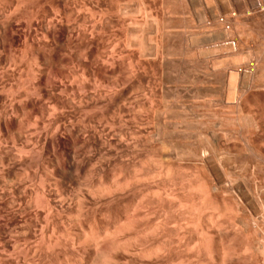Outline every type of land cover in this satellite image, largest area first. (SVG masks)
<instances>
[{
	"label": "rangeland",
	"instance_id": "374dc122",
	"mask_svg": "<svg viewBox=\"0 0 264 264\" xmlns=\"http://www.w3.org/2000/svg\"><path fill=\"white\" fill-rule=\"evenodd\" d=\"M97 1L101 3L98 2V4H96ZM141 1L142 0L140 1L139 0L138 1L137 0H123V2L121 1L122 4L119 3L118 5L119 7L117 6L118 8L117 7L113 8L112 5L115 4L114 6H116V3L113 4L111 0H110V3L112 4L109 3V0H92V1L91 0H25V1L19 0L18 2H14V0L12 1V3H15L14 7L12 6V9L13 8L15 9V6L18 4L17 5L18 7H16V10H14L15 12L17 11V15L15 12L13 13V15H16V18L15 16L12 15V17L15 18V19L12 18L14 19V23L17 24L18 22L22 20L20 22L21 24L20 26L27 27V24H28V27L31 28V33H27L26 29L23 28L22 30V28H20V30L14 31L16 35L14 33H9L6 35L8 36L7 38H9L10 35H12V37L14 36L15 42H14V38L10 36L12 41L10 40V38L8 39L9 42L5 43L7 46L6 45L4 46L6 48L1 46L2 49L4 48V51H1L2 49L0 47V97L4 98L6 96L30 95V96L38 98L39 103H40V108L44 110H52V109L58 108L56 100L60 99L65 102L66 108L62 110V113L60 111L57 114V116L52 117V119H49L51 121L48 122V120H45L48 123H46V125H44L43 127L42 122L44 121H41L40 118H36L37 116L36 114L31 112L30 110H26L24 111V113H21L19 111L20 107L21 108L24 107L23 104H21L20 107L17 104H14L13 106H10V107L8 106L9 110L13 109L11 111H13L14 116L16 117L17 121L21 122V128L13 129V131H11V134H9L8 136L9 143L10 145H13L19 149L22 145L32 146L36 144L35 140L37 138L38 130H41V128L43 129L47 128L46 132L52 133L55 130L57 123H59L61 126L64 123L63 125H65V127L75 126L77 128H80L82 131L84 130L87 132L86 134L87 140L85 142L86 144H80L79 146L77 145L78 147H76V151H75V154L77 155L76 163H78L79 168L74 167L73 169L67 170L66 172L68 176H70V178H72L73 180V183L69 185L67 189L68 193L66 192L69 195L65 202L68 206L70 205L69 209L67 208L66 212H63V214L61 213L62 215L59 216L61 217V219L59 218L60 220L58 221L56 220L58 223L57 225L58 227L57 226L56 227L58 228V231L60 229L59 232L62 231L61 236L65 240L69 241V240H72V238L76 239V235L81 234V230L84 229L85 234L88 237L95 236L97 238V236L99 235H101L102 237L105 236V238H102L101 236H99L97 239L102 238L101 241L104 240L103 242L109 243L113 240V238H117L118 235L121 237L122 234H124V232L128 230L126 228H122V230L124 229V231L120 230L122 233H120V231L118 230L119 233H117V236L115 235V237H114L113 232L111 234L110 233L111 231H109V230L114 231L115 227L116 226L119 227L120 223L121 225L125 223L124 222L125 219H123L124 218L123 216H126V215L124 213H126L127 210H128L127 212H129V210L131 212L132 209H130V206L132 207V205L134 206L135 204L134 199L131 201V198L133 197L131 196V194L134 192V195H135V193L139 191L130 190V192L132 191V193L131 194L130 192L126 193L128 194L126 195V198H123L125 196H122L118 199H114V200H111L105 203H102V201H104V199H102L101 201H98L96 204L94 203V205H89L90 207L88 206L87 209L84 208L86 210L83 209V212L81 213L82 216L81 214H76L75 212V209L77 208V202H78L77 198L75 197L79 196L78 198L79 199L81 198V201H83L85 198L84 201H86L88 197L87 195L89 194V192L87 191H90L88 190L90 189V186L91 185L93 186L95 184L93 186L95 188L96 184L100 185L98 184V182L101 180L99 179V177L102 178L101 182L103 184L106 183L105 187L108 185L111 187L112 185L117 184V181L119 179L122 181L123 178L125 180V179L131 178V176L134 177L135 175L139 174L140 173L139 170L140 171L143 170V165L147 161V160H143V159L148 158L147 156L149 153L147 151L149 149L150 150L154 149V148H149V147L155 144V146L153 147H155V153H157L156 162H157V193L159 194L158 196L164 195L163 193L166 192L167 189H170L169 187H171V189L173 188V185L171 186L169 185L170 184L168 183L169 180L167 179L166 181V178L162 177V176H166V172H170L169 169H171L170 174L172 175L174 174L176 176L177 181L183 178L181 180L183 183L182 186H184L185 184L183 181L187 182L186 184L188 183L193 184V182L194 183L198 182V184L200 183L199 185L204 184L203 189L204 187H205V190L207 188L210 200L213 204L209 206L210 208L208 211L206 210L207 211L206 215L208 216L209 219H210L209 216L211 215L213 216V217L211 216L213 220L211 221L210 219V223L212 222L213 224L211 223V225L212 226L214 225L213 228H211V230L209 231V234L206 238L207 242L205 241L206 246H207V250H206L207 252L187 254V256L191 257L190 259L191 264L193 263L198 264V261L199 260L201 261L202 258L204 259V263H200V264H221V262L222 264L223 262L224 264L225 263L228 264V257L229 259H232L233 256H235V253L237 254L235 257L237 258L241 257V259L239 258L238 262H235L237 260L233 261V259H236V258H233L231 261L234 263L229 261V264H235V263L237 264L239 262L244 264L243 261L245 262V264L246 263L248 264L249 258H250V262L252 260L254 261L255 259L254 262L256 264L257 263L264 264V260L262 261L263 263H261L262 258H260L262 253L260 254L258 251V249L261 246L262 247L260 249L263 250L264 244L262 243H264V234H263L264 233V221H262V219L261 220L255 219L256 222L254 221L253 218L255 217L251 215L249 208L243 203L241 196L238 194L236 190V187L240 184L245 186L249 190V192L252 193V195H254L256 199H259V198L261 199L259 200H260V203L262 201L261 205H263L262 207L264 209V201H263L264 197L262 194H260L259 189L256 190L254 186L255 183H253V179H254V182H256L255 178L257 176L253 178L251 177L250 174L246 173L245 168L243 169V167L246 164V161L247 162L248 161H255V162L258 161V163L263 164L262 166L264 167V159H260L261 154L255 155L256 152H253L249 144V143H251V145L259 144V143L264 144V133H263L264 132V126H263L264 125V116H263L264 115V111H263L264 109V87L261 86L262 89L260 87V85L262 84L264 85V77L262 79L263 81L260 78V81H262V83L259 82L258 80H256V82L258 81L259 83L252 81V83L253 82L256 83L257 86L258 84L261 83L258 86L260 88L257 87L258 90L256 86H254L255 89L252 88V86L256 84L254 83L252 84L250 82L251 84L249 83L250 85L248 84L247 88L243 90L245 95H243V92H239L238 95L242 93V102H240L241 106L239 105L241 108L239 106L236 107L237 100L235 101L234 105L227 104L226 100L229 97L228 95H230L231 93L230 90L232 89L231 88L229 90V87L231 86L229 82L230 80L229 78L226 77V75H224V73L220 75V72H221L220 70L223 71V67L221 69V65H218L220 67L218 66L215 67L218 63L221 64L222 62V60H218V57L221 59L220 54L212 53V52L209 53L211 51L209 49L213 50L214 46L212 45L211 47V45L209 46V44L205 43L204 34L206 33L204 32H207L205 29L206 27L203 26L202 23L201 24L199 23L197 19V14L190 9L189 11L191 13H187L188 10H184L183 7H180V5L182 4L180 3L181 2L180 0H153L154 2L152 0H145L146 2L143 0L142 2H144L146 6L143 5L144 3H142ZM150 3L152 6L151 5L149 6ZM4 4L6 5V3ZM131 4L132 5L134 4L135 6L134 5L132 6ZM138 4H140L141 6ZM5 5H4L5 7L4 8L1 4L0 8L7 9L8 6H11L12 4L11 5L8 4L6 6ZM123 5L127 9L130 8L127 11L129 10L131 11H129L128 12L129 14H128L127 11L125 12L123 10L124 12V14L122 13L123 16L127 13L128 17L120 16V18H118V16L121 15V13L119 14L115 12H117V10L118 12H122V9L120 11V6L122 8ZM147 5L149 7H147ZM106 8H109L110 10L113 9L114 10L113 15H112V12H109L110 10ZM146 8L148 9L151 8L150 9L151 11L152 10L154 11L155 9L156 10L152 13L150 12V10L148 9L146 10ZM180 8H182L183 10L182 9L179 10ZM2 9L0 10V14L1 13L3 14V11L5 12L7 11V10H2ZM9 9L11 10L10 7ZM9 9H8L9 12L7 11L8 13L4 12L5 15L10 14V12L13 11V10L10 11ZM181 11H184V12H181ZM145 13H146V16H144ZM114 14L115 15L119 14V15L114 17L115 16ZM147 14H150V15H147ZM151 14L152 16L153 15L155 16L153 17L154 19L156 18L154 20L156 22L148 19V17L152 18ZM188 14H190V16L193 14V17L191 16L192 17L191 18ZM181 16H183L185 20ZM188 16L190 18H188ZM144 17H146L148 21ZM123 18L125 19L123 20ZM119 19H121L120 20L121 23H119L120 22ZM133 21H136L138 22V24H140L137 26L139 30H136V27H134L136 25H134L135 22L133 23ZM189 21L192 23H190ZM193 21H195V23ZM55 22L59 23V25L64 27V29L70 32H73V33L83 34L88 31L86 34H89L90 32L91 34H93L91 38L94 39L92 40V43L95 46H92L90 49H86V48H83L82 46L81 48L78 45L76 47V44H74L71 41L67 43L68 40H65V42L67 43L66 45L64 44L65 43L64 41L57 39V38L55 39V42L57 43L58 41V45L52 42L50 39H48V37L46 39L50 41L44 40L45 37L47 36V34L44 32L46 31L48 27L52 26L53 23ZM101 22H103V24ZM123 22H125L126 26L124 25ZM150 22L155 23V26L159 25L157 26V32H158L157 33V46L159 47H157V52L153 51L154 49L152 50L154 54L153 52L151 53L150 48H153L152 46L153 44L150 42V40L156 39V35L154 36L152 33L154 30L150 29V28H153L151 26L153 24H151ZM122 23L124 26L123 25L121 26ZM188 23L189 25H187ZM93 25L95 26V28L97 27L96 28L97 30L94 28ZM109 25H113V28H111L112 26H109ZM193 25L194 27H192ZM200 25H202L203 28ZM99 26H102L103 28ZM187 26H189L188 28L190 29L187 30L186 29ZM92 28L100 32L98 33L94 31ZM100 28L103 31H101ZM91 29L95 32V34L94 32H91ZM149 29L151 31H149ZM202 29H204L205 31ZM196 30L197 32H195ZM186 31H187V34H186ZM242 31H243V34L246 35L245 37H248V38L251 37L250 39H252V41L255 44V45L251 44L253 46V47L251 46L252 47L251 58L253 61L254 60L257 61V62L255 61L256 63H258L257 71H259L260 74H262V72L264 73V53H263L264 52V19L259 20V22H256L253 25H249V27H242ZM181 32L183 34L185 33L186 35L184 34L185 35L184 36ZM43 34L44 35L46 34V35L43 37ZM134 34L136 36L140 35L137 38L141 39L142 37H145L147 39L146 40L147 44H146V47H143L142 49L143 51H141V47L139 46H134V47L132 46L133 47L132 48L131 45H129V42L131 39L132 41L130 42V44L134 42L133 39L134 37H136V36L133 37ZM147 34L148 35L150 34L149 37ZM181 35L184 36L183 39ZM190 35L192 36V38H195L197 40L195 43H193L195 45H191V43L189 42L191 39ZM16 38H17V41H16ZM145 38H142V39L144 40ZM162 38H163V41L164 40L166 41V42L164 41L165 44H163L164 42L161 41ZM6 40L7 39H5V41ZM202 40L204 41L202 42ZM44 41L45 42L47 41L46 43L49 44V46ZM159 41H161V43H159ZM123 42H125V44L128 42L127 43L128 45L126 44L125 48L122 46L125 44H121L120 46V43H123ZM187 42H189L190 45ZM50 45H53V46L50 47ZM187 46L189 47L190 50L187 49L188 48ZM193 47L194 48L197 47V50L195 49L196 52L193 50L194 49ZM143 52L145 53V55ZM150 55H152L151 58H149ZM154 55L156 56L157 59L154 58ZM252 55H254L255 57L254 56L252 57ZM195 56L198 58V61H196L197 59H195ZM216 56H217V61L215 60ZM211 57H214L213 59L214 61H216V63L212 61ZM204 60H207V61H204ZM135 61H137L136 63L140 61V69L136 72L137 75L135 73L132 74L133 68L135 66ZM210 61H212L214 64L213 63L210 64ZM161 62H162V65H161ZM203 62H206V63L203 64ZM92 70H94L93 72H95V74H92L93 73ZM210 70H213V71L211 72ZM215 70L220 71V72L217 73ZM130 71L131 73H129ZM214 74H217V75H214ZM97 75L99 76L96 77ZM105 75H106V78H109V80L105 78ZM226 81L228 82L226 83ZM241 83L242 82H240V84ZM108 91H110L109 92L110 94L109 93L108 95L106 94V97H105L104 96L105 94L103 93L105 92L107 93ZM247 91H251V93ZM99 96L102 98V101L97 106H94L92 104L86 105L85 103L81 102L82 99L85 97H99ZM200 100H202L201 103H200ZM167 102L168 104H166ZM3 107H4V104L0 102V109H3ZM257 109L259 111L261 110V113L257 114L258 113ZM178 111H181V113ZM234 114L237 117L233 116ZM133 115L141 119H144V121L138 120L139 123H136V121L134 122ZM256 115L257 116L262 115L261 117L258 116L259 121L260 122L263 121L262 123L258 124L259 121ZM181 120L183 121L181 122ZM198 121L199 123L197 124ZM227 122L229 124H227ZM235 122L236 123L238 122V123L236 124ZM255 122H256V125L254 124ZM140 123H142L141 126H140ZM219 124H221V126ZM136 125L140 126L141 129L138 130ZM258 125H260L261 127L263 126L262 127L263 130ZM231 127L236 128V129H232ZM257 127H259L261 130L260 129L257 130ZM219 128L220 130L218 131L217 129ZM101 129L112 130L111 132L115 133V135H117L119 139L122 140L123 144L126 145L127 147H132L135 140H138L141 138L140 140H142L143 143L145 144L144 147L148 146L147 147L148 150L147 148L145 149L144 147L142 148L144 149V153L147 152L146 153L147 156L143 154L142 149L141 150L138 149L140 153H138L137 155L135 154L136 156L132 154L127 155L128 153H126L125 155V151H124L125 148H123V150L119 149L120 147L118 148L117 145L113 141L110 142L111 140L109 138H108L109 141H106L105 146H103L105 149L103 147L101 148L100 146H97L96 144H93L90 141V139L88 140L89 135H91L93 131L97 132V131H100ZM169 130L170 132H168ZM185 130L186 132H183ZM201 130L202 132L198 133ZM19 131L22 134L21 137L19 135ZM225 134H226V138H225ZM152 136L153 138H151ZM229 136H232V137L229 138ZM135 137H137L138 139ZM132 138L133 139L135 138V139L133 140ZM189 139L192 141V143L191 141H189ZM160 141H163V142L160 143ZM183 141H186V142H183ZM163 143L167 146H165ZM242 143H244V146ZM247 143H248V146H246ZM168 145L170 146V151H169ZM194 145L196 148H194ZM39 146H37V148L35 147L36 150L28 158L30 160L29 162L30 168L29 169L25 168V169L31 174V176H33V178L31 179L34 180L35 178L34 182H32L34 186H37L38 184L37 181H40L41 177L48 176L49 180H51L49 181V183L52 186V188L58 192H62L61 185L58 182H55L53 178L55 176L52 173L51 166L52 164H55V163L52 159L50 160L42 150L39 149ZM248 147L250 148V151L248 150ZM200 148L203 150H206V152L211 151L213 153L219 154V156L218 155L217 156L220 157L221 159L222 157L223 159L225 158L224 160H226L228 163L226 161L221 160L223 161L222 164L225 165V167L222 165V170H224L227 167V165L230 163V166L228 165L229 167H227L229 168L227 169L229 170L227 171L228 173L226 172V169L224 170V172L225 174L229 175L228 178L232 177L229 179L230 182L232 181L231 183L229 181H228V185L217 183L218 174L216 172L214 173V170L212 169V167H210L209 164L207 165L206 163L202 164V158L200 155L201 153L199 154L198 151L195 152L196 151L195 149H200ZM106 150L107 151L109 150L110 153L109 151L107 152ZM179 150L181 152H179ZM214 150H216V152ZM219 151L221 154L218 153ZM114 152H117V153L115 154ZM176 152L177 153L179 152V153L176 154ZM180 153L182 155L184 153V156H180L181 155ZM110 154H112L113 157H111ZM114 155L116 158L114 157ZM116 155L117 156L120 155L119 158ZM143 155H145L147 158L143 157ZM198 155H200L199 158H198ZM184 157L186 160H184ZM180 159L183 161H181ZM228 160L231 162H229ZM140 165H142V167ZM233 165H235L234 166L235 170L233 169L234 167H232L233 170L230 169L231 166ZM166 167H168L169 169H167ZM162 168H165V170H167L165 174H164L165 170L164 169L162 170ZM137 169H139L138 173L137 172L134 173L135 170L137 171ZM23 170H24V166H21V167L17 166L16 168H13L11 172L16 173V174L18 173L21 175L24 172ZM232 171H235V172H232ZM130 173L132 174L129 176ZM175 176H174V179H175ZM243 177L246 179H244ZM116 178L117 180L115 181ZM233 179L234 180L236 179L239 182L233 181ZM35 181L37 183H35ZM181 181H179V183L175 181L174 183L175 184L178 183V184H177V187L174 186V189L172 190H175V188L179 189V187H181L180 184H182ZM119 182L120 181H118V183ZM234 182L238 184L236 185ZM102 183H101L102 186H100L102 187L101 189L105 190V189L110 188V187L105 188ZM232 183L235 184L234 185L235 187L233 186V188L235 189L232 188V185H233ZM167 184L169 186H166ZM229 184H231V186ZM251 184L253 185L254 189L252 188ZM100 187L98 186V188ZM142 189L144 190L145 188L142 187L140 190ZM137 194L138 193H136L135 198ZM234 194H237V195H234ZM257 196H259V198H257ZM237 197L238 198L240 197V198L238 199ZM237 206L239 207L237 208ZM126 214H130V213H126ZM40 219H39L40 224H42L41 223L43 222L42 218ZM216 219H217V222L215 223ZM86 220H88L89 222H86ZM214 223L216 224V226ZM220 225H223V226H221L220 228ZM90 227H92V229ZM124 227L128 228L127 225H125ZM217 228L219 229V231L220 230L221 231L219 232ZM212 229H215V230H212ZM58 231H57V236H59ZM103 231L107 235H104ZM219 239H222V241L224 242L223 244H225L231 239L230 243L228 242L226 244L230 246L231 243H234L235 245L234 244L233 245L237 246L236 248L233 247L234 248L233 250L231 246L229 247L227 245L228 248L227 250L225 249L226 250L225 256L227 255L226 256L227 259L222 254L225 252H222V253L220 252L222 255V256L220 255L221 258L224 257V259L223 258L221 259L220 256H218L220 253L216 252L217 250L216 244L217 242H219ZM249 240L252 241L250 244H249L250 242ZM186 241L187 240H184L183 244H185ZM232 241H235V242L237 241L238 243L239 242L240 243L237 244V242L235 243ZM103 242L101 243L103 244ZM175 242H177V240ZM253 242H254L253 246L255 244L258 246L260 245L258 249H256L258 247L256 245H255L256 248L254 247L252 248ZM256 242H259L261 244H258ZM67 243L64 241L63 244L67 246L66 245ZM242 243L244 245H249V248H248L249 250L246 249L245 248L246 246H244ZM250 245H251V248H250ZM225 246H223L222 249H224ZM240 247L242 248V250ZM243 247L246 249V252L244 249V254L246 255L244 257H243V252H242ZM229 248L230 249L232 248L231 250H233L232 252L233 255L229 253L231 254V256L230 255L228 256L227 254ZM238 249L240 252L238 251ZM254 249H256V251ZM251 250H252V255L256 252V254H254L253 257L250 256ZM249 251L250 253L248 255L247 252ZM163 253L160 252L157 254L158 255L161 254L162 256ZM240 253L242 256L240 255ZM164 254H163L164 257L162 256L163 258H160L159 256H157L158 258H155L157 259L156 261L154 258L151 259V261L150 260L143 261V259H141L143 261V262L141 261V263L150 264V262H153V263L155 262L157 264H176V263L181 264V262L178 261L177 257H175L176 254H173V255H166L167 253H164ZM182 254L183 256L186 255V253L185 254L182 253ZM42 255L43 254H41L40 256ZM257 255H259V257H256ZM173 256L176 259H172ZM247 256L248 257L250 256V257L246 258ZM48 257H50L49 259L52 262H57L60 256L53 254V255H49ZM261 257H264L263 254ZM0 258L3 260L1 264H10V263L14 264L13 261L12 263L10 260H8L9 258H8L7 253H1ZM242 258H244V260ZM251 258H254V259H251ZM136 259L140 261L139 258H136ZM225 259L227 260L226 262H225ZM62 260H63L62 262H64V259ZM69 260H70V263L71 261H73V263H76V264L77 263L81 264V262L83 264H86V263L89 264L87 262L88 261L87 256H85L82 251L79 252V255L75 254L72 260L71 259ZM128 260H131V258L127 259L126 261L125 260L119 261L117 264H132L131 261H128ZM29 261L25 263L21 261L19 262V264H28L32 262L34 264H40L41 262H46L47 260H43L41 258L39 259V256H38V258L37 257L34 258V261H31V262ZM139 261L137 262L135 261V264L136 263L141 264ZM253 261L251 262V264L254 263ZM182 264H184L183 261H182Z\"/></svg>",
	"mask_w": 264,
	"mask_h": 264
},
{
	"label": "bare ground",
	"instance_id": "6f19581e",
	"mask_svg": "<svg viewBox=\"0 0 264 264\" xmlns=\"http://www.w3.org/2000/svg\"><path fill=\"white\" fill-rule=\"evenodd\" d=\"M13 0H0V5L2 4V6L4 7V3H6V5H11V6H8L7 9H2L0 8V10H7L9 9V7L11 8V11L10 9V14H4L5 11H3V14L1 13L0 14V47H4L6 44L5 43H8L9 42V38L10 36L12 37V35L9 36V38H7L8 36H6L7 34L9 33H14V31H18L20 30V28H23L26 29L27 33H31V28L28 27V24H27V27H21L20 25V22H18L17 24L14 23V19L16 18V15H17V11L15 12L14 10H16V7H18L17 5L15 6V9L13 8L12 9V6L14 7V4L15 3H12ZM19 0H14V2H18ZM22 1H25V0H22ZM92 1V0H91ZM121 1L123 2V0H111V2L116 3V6L112 5L113 8L117 7L119 5V3H121ZM138 1V0H137ZM140 1V0H139ZM143 1V0H142ZM141 1V2H142ZM145 1V0H144ZM153 1V0H152ZM182 3L180 5V7H183L184 10H188L187 13H191L189 11L192 10L194 11L196 14H197V19L199 21V23L203 26H205L204 28L206 29L207 32H204L206 34L205 35V43L206 44H209V46L212 45L214 46L213 50L212 49H209L211 50L209 53H219L220 54V57L221 59L218 57V60H222L221 64H218L215 66L217 67L218 65H221V69L223 67V71L220 70V71H216L217 73L220 72V75L224 73V75H226L227 78H229V82H230V87H229V90H230V95H228L227 97V104H233L235 103V101L237 100L236 102V107L237 106H241L240 102H242V93L240 95L239 92H243V90L245 88H247V85L252 81L256 82V80H258L259 82L262 83V79L264 77V73L262 72V74H260L259 71H257L258 69V63H256L257 61L256 60H252L251 58V53H252V45L251 44H254V42L252 41V39L248 38V37H245L246 35L243 34V31H242V27H249V25H253L255 24L256 22H259V20L261 19H264V0H180ZM96 2V1H95ZM99 1H97L96 4H98ZM106 2V1H105ZM108 2V1H107ZM146 2V1H145ZM154 2V1H153ZM21 3V2H19ZM101 3V2H99ZM104 3V2H103ZM109 3H110V0H109ZM144 3V2H142ZM141 3V4H142ZM112 4V3H110ZM109 4V5H110ZM122 4V3H121ZM120 4V5H121ZM148 4V2H147ZM153 4V3H152ZM170 4V2H169ZM168 4V5H169ZM5 5V6H6ZM103 5V4H102ZM101 5V6H102ZM107 5V4H106ZM132 5V4H131ZM134 5V4H133ZM132 5V6H133ZM140 5V4H138ZM145 5V3L143 4ZM151 5V3L149 4V6ZM1 6V7H2ZM127 6V4H126ZM135 6V5H134ZM141 6V5H140ZM146 6V5H145ZM147 5V7H149ZM152 6V5H151ZM99 7V6H97ZM107 7V6H106ZM119 7V6H118ZM117 7V8H118ZM102 8V7H101ZM99 8V9H101ZM141 8V7H140ZM154 8V7H153ZM162 8V7H161ZM18 9V8H17ZM105 9V8H104ZM106 9H109V8H106ZM122 9V12H115V13H121V15H115L114 17L118 16V18H120V16H123L124 12L123 10L126 12L128 9L130 8H126L123 7L121 8L120 6V11ZM137 9V8H136ZM148 8H146L147 10ZM151 9V8H150ZM148 9V10H150ZM182 8H180L179 10H181ZM182 9V10H183ZM110 10V9H109ZM112 10V11H111ZM109 12H112V15H113V9H111ZM156 10V9H155ZM154 10V11H155ZM178 10V11H179ZM6 11V12H7ZM131 11V10H129ZM127 11V13L129 12ZM153 10L150 12H154ZM5 12V13H6ZM9 12V11H8ZM7 12V13H8ZM16 13V15H13V13ZM149 12V13H150ZM181 12H184V11H181ZM186 12V11H185ZM123 13V14H122ZM125 14L124 16H127L128 17V14ZM139 13V12H138ZM148 13V12H147ZM164 13V12H163ZM137 14V13H136ZM155 14V13H154ZM9 15V16H8ZM15 16L14 17H12ZM139 15V14H138ZM147 15H150V14H147ZM156 15V14H155ZM190 16V14H188ZM100 16V15H99ZM123 16V17H124ZM133 16V15H131ZM146 16V13L145 15ZM152 16V14H151ZM154 16V15H153ZM152 16V18L148 17L149 20H155L154 17ZM157 16V15H156ZM187 16V15H186ZM188 18H190L191 16L193 17V14ZM196 16V15H195ZM19 17V16H18ZM92 17V16H91ZM183 19L184 17L181 16ZM191 17V18H192ZM14 18V19H12ZM146 18V17H144ZM125 18H123L124 20ZM187 19V18H186ZM121 19H119L120 21ZM147 20V18H146ZM185 20V19H184ZM193 20V19H192ZM127 21V20H125ZM137 21V19H136ZM136 21H133L134 27H136V30H139L138 29V22ZM148 21V20H147ZM158 21V20H157ZM196 21V20H195ZM195 21H193L195 23ZM105 22V21H104ZM152 22V21H151ZM150 22V23H151ZM156 22V21H154ZM190 22V21H189ZM100 23V22H98ZM103 24V22H101ZM121 23V21L119 22ZM124 25H125V22H123ZM123 23L121 24V26L123 25ZM140 23V22H139ZM149 23V24H150ZM192 23V22H190ZM19 24V25H18ZM109 24V23H108ZM153 25H151L153 28H150V29H153L154 31L152 32L153 35L155 36L156 35V39H149L150 42L153 44H151L153 46V48H150L151 49V53L153 51L157 52V26H155V23H151ZM25 25V24H24ZM97 25V24H95ZM101 25V24H100ZM115 25V24H114ZM123 25V26H124ZM132 25V24H131ZM189 25V23L187 24ZM195 25V24H194ZM194 25L192 27H194ZM198 25V24H197ZM200 25V26H202ZM30 26V24H29ZM94 26V25H93ZM92 26V27H93ZM105 26V25H103ZM109 26H112L111 28H113V25H109ZM120 26V25H119ZM126 26V25H125ZM130 26V25H129ZM143 26V25H142ZM147 26V25H146ZM145 26V27H146ZM150 26V27H151ZM186 26V25H185ZM184 26V27H185ZM199 26V27H200ZM202 26V28H203ZM101 28H103L102 26H99ZM98 27V28H99ZM189 26H187V30L190 29L188 28ZM191 27V28H192ZM95 28V26H94ZM97 28V27H96ZM95 28V29H96ZM100 28V29H101ZM140 28V27H139ZM143 28V27H142ZM93 29V28H92ZM91 29V32H94L96 31L95 29L92 30ZM145 29V28H144ZM148 29V28H147ZM149 29V31H151ZM194 29V28H193ZM192 29V30H193ZM99 30V29H98ZM146 30V29H145ZM198 30V29H197ZM197 30L195 32H197ZM204 30V29H202ZM25 31V30H24ZM101 31H103L101 29ZM169 31V30H168ZM182 31V30H181ZM191 31V30H189ZM205 31V30H204ZM88 32V31H87ZM86 32V33H87ZM98 32V31H96ZM100 32V31H99ZM98 32V33H99ZM146 32V31H145ZM47 34V36L45 37L44 40H48L50 39L52 42L56 43L55 42V39H60L62 41L65 42V40H68L67 43H69V41L73 42L74 44H76V47L77 45L78 46H82L83 48H86V49H90L92 46H95L93 45L92 43V40H94L93 38H91V36H93V34H91L89 32V34H86V33H73V32H70L66 29H64V27H62L61 25H59V23L55 22L53 23L52 26L48 27L46 29V31L44 32ZM182 33V32H181ZM190 33V32H189ZM15 34V33H14ZM13 34V35H14ZM45 34V35H46ZM95 34V32H94ZM145 34V33H144ZM151 34V33H150ZM149 34V35H150ZM183 34V33H182ZM185 34V33H184ZM183 34V35H184ZM186 34H187V31H186ZM185 34V35H186ZM195 34V33H194ZM203 34V32H202ZM16 35V34H15ZM28 35V34H27ZM43 34V37L45 36ZM90 35V36H89ZM148 35V34H147ZM148 35V37H149ZM152 35V34H151ZM184 35V36H185ZM203 35V36H204ZM127 36V35H126ZM130 36V35H129ZM136 36L135 34L133 35V37ZM140 36V35H139ZM138 35L136 37H134L133 41L131 44L130 42L132 41V39L130 40L129 42V45H131V47L133 46H139L141 47V51H143V47H146V38L145 37H142V38H145L144 40L141 38H137L139 37ZM170 36V35H169ZM182 36V35H181ZM182 36V39L183 37ZM188 36V35H187ZM191 36V35H190ZM189 36V37H190ZM48 37V39H46ZM131 37V36H130ZM147 37V38H148ZM14 38V36L12 37ZM186 38V37H185ZM197 38V37H196ZM201 38V37H199ZM256 38V37H255ZM5 39H7L5 41ZM187 39V38H186ZM257 39V38H256ZM11 40V38H10ZM48 40V41H50ZM98 40V39H97ZM125 40V39H124ZM148 40V41H149ZM12 41V40H11ZM16 41H17V38H16ZM127 41V40H126ZM129 41V40H128ZM162 42L163 41V38L161 39ZM161 41H159V43H161ZM189 41V40H188ZM197 40L195 38H192L191 36V39H190V43L191 45H195L193 43H195ZM204 40H202L203 42ZM260 41V40H259ZM14 42H15V38H14ZM45 42V41H44ZM47 42V41H46ZM45 42V43H46ZM166 42V41H165ZM165 42L163 44H165ZM168 42V41H167ZM187 42L189 45L190 43ZM200 42V41H199ZM51 43V42H50ZM66 42L64 43L65 45L67 44ZM72 43V45H73ZM128 43V42H127ZM126 43V44H127ZM10 44V43H9ZM8 44V46H9ZM47 44V43H46ZM45 44V45H46ZM58 45V41L56 43ZM60 44V42H59ZM71 44V43H70ZM99 44V43H97ZM121 44H125V42L123 43H120V46ZM126 44L125 45H122L124 48L126 47ZM150 44V43H149ZM162 44V45H163ZM197 44V43H196ZM203 44V43H202ZM49 46V44H47ZM63 45V43H62ZM69 45V44H68ZM117 45V44H116ZM128 45V44H127ZM187 45V44H186ZM188 45V46H189ZM255 45V44H254ZM7 46V45H6ZM53 46V45H50V47ZM75 46V45H74ZM148 46V45H147ZM150 46V45H149ZM164 46V45H163ZM187 46V47H188ZM208 46V45H207ZM252 46V47H251ZM1 47V49H2ZM81 47V48H82ZM129 47V48H131ZM132 47V48H133ZM151 47V46H150ZM181 47V46H180ZM186 47V48H187ZM198 47V46H197ZM197 47H193L194 51L196 52L197 50ZM202 47V46H201ZM200 47V48H201ZM6 48V47H4ZM4 48L1 50V51H4ZM149 48V47H148ZM176 48V47H175ZM199 48V49H200ZM204 48V47H203ZM207 48V47H206ZM127 49V48H126ZM154 49V50H153ZM159 49V48H158ZM188 50L189 47L187 48ZM196 49V50H195ZM198 49V50H199ZM132 50V49H131ZM146 50V49H144ZM153 50V51H152ZM173 50V49H172ZM192 50V49H191ZM203 50V49H202ZM193 51V52H194ZM200 51V50H199ZM207 51V50H205ZM256 51V49H255ZM150 52V51H149ZM194 52V53H195ZM202 52V51H201ZM144 53V52H143ZM170 53V52H169ZM264 53V52H263ZM142 54V53H141ZM150 54V53H149ZM154 54V52H153ZM152 54V55H153ZM163 54V53H162ZM197 54V53H196ZM194 54V55H196ZM201 54V53H200ZM199 54V55H200ZM254 54V53H253ZM145 55V53H144ZM149 58H151V56ZM190 55V54H189ZM206 55V54H205ZM215 55V54H214ZM255 55V54H254ZM252 55V57L254 56ZM135 56V54H134ZM212 56V55H211ZM219 56V55H218ZM98 57V56H97ZM142 57V56H141ZM163 57V56H162ZM207 57V56H206ZM255 57V56H254ZM146 58V57H144ZM154 58H156V56L154 55ZM184 58V57H183ZM193 58V57H192ZM212 58V61H214V57H211ZM109 59V58H108ZM157 59V58H156ZM163 59V58H162ZM195 59H197L196 61H198V58L195 56ZM207 59V58H206ZM255 59V58H254ZM202 60V59H201ZM200 60V62H201ZM209 60V58H208ZM211 60V59H210ZM215 60L217 61V56L215 58ZM204 61H207V60H204ZM212 61H210V64L213 63ZM216 61H214L216 63ZM256 61V62H255ZM137 61H135V66L133 68V71H132V74L135 73L137 75V71L140 69V61H138V63H136ZM199 62V63H200ZM206 63V62H203V64ZM209 64V63H208ZM209 64V65H210ZM214 64V63H213ZM31 65V64H30ZM161 65H162V62H161ZM263 66V65H262ZM209 67V66H208ZM213 67V66H212ZM214 67V68H215ZM220 67V66H218ZM35 68V67H34ZM39 68V67H38ZM142 68V67H141ZM163 68V67H162ZM206 68V67H205ZM263 68V67H262ZM14 69V68H13ZM90 69V68H89ZM203 69V68H202ZM210 69V68H209ZM208 69V70H209ZM216 69V68H215ZM88 70V69H87ZM132 70V69H131ZM218 70V69H217ZM91 71V70H90ZM94 70H92L93 72ZM203 71V70H202ZM206 71V70H205ZM211 72L213 70H210ZM262 71V70H261ZM210 72V73H211ZM97 73V72H96ZM131 73V71L129 72ZM139 73V72H138ZM171 73V72H170ZM215 73V72H214ZM36 74V73H35ZM92 74H95V72H93ZM134 74V75H135ZM190 74V73H189ZM214 75H217V74H214ZM99 75H97L96 77H98ZM176 76V75H175ZM219 76V75H218ZM216 76V77H218ZM75 77V76H74ZM109 77V76H108ZM199 77V76H198ZM205 77V76H204ZM105 78H106V75H105ZM260 78L262 81H260ZM85 79V78H83ZM109 80V78H106ZM163 79V78H161ZM226 79V78H225ZM227 80V79H226ZM83 81V80H82ZM189 81V80H188ZM225 81V80H224ZM256 82V83H259V82ZM178 82V81H177ZM228 81H226L227 83ZM240 82H242L240 84ZM253 82V83H254ZM83 83V82H81ZM87 83V81H86ZM250 83V84H251ZM252 83V84H253ZM254 83V84H256ZM260 83V84H261ZM249 84V85H250ZM258 84V86L260 85ZM82 85V84H81ZM101 85V84H100ZM118 85V84H117ZM120 85V84H119ZM193 85V84H192ZM221 85V84H220ZM227 85V84H225ZM229 85V84H228ZM200 86V85H199ZM254 86H256V88L258 87L257 84L256 85H253L252 88H254ZM264 85H260V87ZM97 87V86H96ZM170 87V86H169ZM226 87V86H225ZM224 87V88H225ZM258 87V88H260ZM199 88V87H198ZM257 88V90H258ZM176 89V88H175ZM255 89V88H254ZM262 89V87H261ZM81 90V89H80ZM228 90V89H227ZM228 90V91H229ZM248 90V89H247ZM253 90V89H252ZM110 91H108L107 93H103L105 94L104 96L106 97V94L108 95ZM134 92V91H133ZM163 92V91H162ZM247 92H250L251 91H247ZM60 93V92H59ZM246 93V92H245ZM249 93V94H250ZM80 94V93H79ZM110 94V93H109ZM225 94V93H224ZM248 94V95H249ZM102 95V94H100ZM226 95V94H225ZM243 95L244 92H243ZM247 95V94H246ZM256 95V94H255ZM100 97V96H99ZM85 97L82 99L81 102L85 103L86 105H89V104H92L94 106H97L98 104L101 103L102 101V98L100 97ZM192 97V96H191ZM226 97V96H225ZM224 97V98H225ZM207 98V97H206ZM205 98V99H206ZM203 99V98H202ZM214 99V98H213ZM226 99V98H225ZM223 99V100H225ZM163 100V99H162ZM164 101V100H163ZM202 100H200V103H201ZM206 101V100H205ZM209 101V100H208ZM0 102L4 104V107L3 109H0V254L1 253H7L8 255V260H10L11 262L13 261L14 264H19V262H31V261H34V258H38L39 256V259H43V260H47L46 262H41L40 264H76V263H73V261H71L70 263V260H72V258L75 256V254L79 255V252L82 251L84 253L85 256H87V262L89 264H117L119 261H122V260H127V259H130L131 260H128V261H131L132 264H135V261H139L137 260L136 258H139L140 259V263H141V259H143V261H147V260H150L151 259H155V258H158L157 256H159L160 258H163L164 257V253H167L166 255H173V254H176L175 257H177L178 261L181 262L182 264V261L184 262V264H191V257L190 256H187V254L189 253H204V252H207V246H206V242H207V236L209 234V231L211 230V228H213V226L211 225L210 223V219L211 221L213 220L210 217V219L208 218V216L206 215L207 211L209 210V206L213 205L211 200H210V197H209V193L207 191V188L205 190V187L203 189V186L204 184H201L199 185L198 182H193V184H186L187 182L183 181L185 184L184 186L183 183H182V179L181 178L180 180H176V176L173 174H170L171 172V169H169L168 167H166L167 169L170 170V172H166L167 170H165V168H162V170L164 169V174L166 172V176H162V177H165L166 178V181L167 179L169 180L168 183H170L169 185H173V188L174 189V186L177 187V184L179 183V181H181L182 184L181 187H179V189H176L175 190H172L171 187H169L170 189H167L166 192H164L163 194L164 195H161V196H158L159 194L157 193V158H156V154L155 153V144L152 145L151 147L149 148H154V149H149L148 150V146L144 147V143L142 140L138 139V140H135L134 144L132 147H127L126 145L123 144L122 140L119 139V137L117 135H115V133H112L111 131L112 130H104V129H101L100 131H97V132H94L89 135V138L88 140L90 139V141L93 143V144H96L97 146H100L101 148L103 146H105V142L106 141H109V139L111 140L110 142H114L117 147L119 149H124L125 151V155L126 153H128L127 155H137L138 153H140L138 151V149H142L144 147L147 148V152L149 153L148 156L146 155V150L144 153V149H142L143 151V157L147 158V159H143V160H147L144 165H143V170H139L137 169V171L135 170L134 173H138V170H139V174L135 175L134 177L131 176V178L129 179H125L123 178V180L121 181L120 179L118 181H120L118 183L117 181V184H114L112 185L111 187L108 185L105 187L106 183L103 184L101 182L102 178L99 177V179H101L99 182H101L105 188H108V189H101L102 186L101 183L98 182V184L100 185H97L95 186V188L93 187L95 184L93 182V186L91 188L90 186V191H87L89 192V194L87 195V199L86 201L85 198L83 201H81V198L79 199L78 197H75L77 198L78 202H77V208L75 209V212L76 214H81L83 212V209L86 208L89 206V205H94V203L96 204L98 201H101L102 199H104V201H102V203H105V202H109L111 200H114V199H118L122 196H125L123 198H126V193L130 192V190H135V191H139V192H136L138 193L136 198H135V195H134V192L132 193V191L130 192L131 196H133L131 198V201L134 199L135 201V204L134 206L132 205V207L130 206V210L129 212L126 211V213H130V214H126L124 213L126 216H123L125 219L124 223L125 225L128 226L127 227H124L125 225L121 223L119 224V227H115L114 231L112 230H109L111 231L110 233L114 234V237L115 235L117 236V233L118 230L120 231H124V229L122 230V228H126L128 230H126V232H124V234H122V236L120 237L119 235L117 236V238H113V240L109 243L107 242H103L104 240L101 241L102 238H105V236H101L102 238L99 240L97 239L99 236H97V238L95 237H88L86 234H85V231L84 229L81 230V234L79 235H76V239L75 238H72V240H65L62 238L61 236V232L60 229L58 231V223L57 221L61 219V217H59L60 215L63 214V212H66L67 208L69 209V206L66 204V199L68 198V195L67 194V189L69 187V185H71L73 183V180L72 178H70V176H68V174L66 173L67 170H71L73 169L74 167H78V163H76V154H75V151H76V147H78L80 144H86V134L87 132L86 131H82L80 128H77L75 126H71V127H65V125L62 124V126L57 123L56 124V128L55 130L52 132V133H47V128H41V130H38L37 131V138L35 140V143L34 145H25V146H21L20 149L19 148H16L15 146L13 145H10L9 143V140H8V136L9 134H11V131H13V129H20L21 128V122L20 121H17L16 117L14 116V113L13 109L9 110L8 106H13L14 104H17L20 105L23 104L24 107H20L19 111L21 113H24V111L26 110H30L31 112H33L34 114H36V118H40L41 121H44L42 122L43 124V127L44 125H46V123H48L49 119H52V117H55L57 116V114L61 111L62 113V110H64L66 108V105H65V102L62 101V100H56L57 102V106L58 108L56 109H52V110H44V109H41L40 108V103H39V100L38 98L36 97H33V96H30V95H20V96H6L4 98H1L0 97ZM80 102V103H81ZM69 103V102H68ZM193 103V102H192ZM203 103V102H202ZM224 103V102H223ZM168 104V102L166 103ZM180 104V103H179ZM209 104V103H208ZM206 105V104H205ZM222 105V104H221ZM53 106V105H52ZM80 106V105H79ZM119 106V105H118ZM164 106V105H163ZM181 106V105H180ZM202 106V105H201ZM239 106V107H240ZM82 107V106H81ZM230 107V106H228ZM234 107V106H233ZM241 108V107H240ZM262 108V107H261ZM239 109V108H238ZM237 109V110H238ZM263 109V108H262ZM143 110V109H142ZM164 110V109H163ZM168 110V109H167ZM214 110V109H213ZM227 110V109H225ZM223 110V111H225ZM222 111V112H223ZM258 113H261V110L259 111L257 109ZM264 111V109H263ZM157 112V111H156ZM181 113V111H178ZM184 112V111H183ZM230 112V111H229ZM228 112V113H229ZM155 113V112H154ZM187 113V112H186ZM218 113V112H217ZM203 114V113H202ZM208 114V113H206ZM212 114V113H211ZM230 114V113H229ZM238 114V113H237ZM243 114V113H242ZM166 115V114H165ZM210 115V114H209ZM221 115V114H220ZM219 115V116H220ZM263 115V114H262ZM261 115V116H262ZM25 116V115H23ZM155 116V115H154ZM218 116V115H217ZM223 116V115H222ZM230 116V115H229ZM233 116H236L235 114ZM243 116V115H242ZM253 116V115H252ZM257 116V115H256ZM260 116V115H258ZM257 116V118H258ZM260 116V117H261ZM264 116V115H263ZM133 119H134V122L136 121V123H139L138 120H142L144 121V119H141L139 117H136L133 115ZM237 117V116H236ZM239 117V116H238ZM246 117V116H244ZM249 117V116H248ZM204 118V117H203ZM242 118V117H240ZM236 119V118H235ZM254 119V118H253ZM256 119V118H255ZM45 120H48V122H46ZM175 120V119H174ZM180 120V119H179ZM212 120V119H211ZM220 120V119H219ZM223 120V119H222ZM261 120V118H260ZM167 121V120H165ZM164 121V122H165ZM177 121V120H176ZM175 121V122H176ZM183 120H181L182 122ZM186 121V120H185ZM202 121V120H201ZM204 121V120H203ZM216 121V120H215ZM255 121V120H254ZM258 121H259V118H258ZM223 122V121H222ZM226 122V120H225ZM242 122V121H241ZM263 122V121H262ZM259 121L258 124L262 123ZM135 123V124H136ZM143 123V122H142ZM142 123H140V126L142 125ZM178 123V122H177ZM195 123V122H194ZM199 123V121L197 122V124ZM203 123V122H202ZM213 123V122H212ZM236 123V122H235ZM238 123V122H237ZM236 123V124H237ZM36 124V123H35ZM125 124V123H124ZM166 124V123H164ZM172 124V123H171ZM215 124V123H214ZM222 124V123H221ZM221 124H219L221 126ZM227 124H229L227 122ZM232 124V123H231ZM256 125V122L254 123ZM139 125V124H137ZM136 125V126H137ZM169 125V123H168ZM209 125V124H208ZM243 125V123H242ZM249 125V124H248ZM263 125V124H262ZM48 126V124H47ZM140 126H137L138 130H140ZM165 126V125H164ZM167 126V125H166ZM179 126V125H178ZM185 126V125H183ZM227 126V125H226ZM225 126V127H226ZM235 126V125H234ZM260 126V125H258ZM264 126V125H263ZM262 126V127H263ZM46 127V126H45ZM169 127V126H168ZM181 127V126H180ZM243 127V126H242ZM254 127V126H253ZM262 127L260 126V128L262 129ZM164 128V127H163ZM203 128V126H202ZM218 128V127H217ZM232 128V127H231ZM241 128V127H240ZM259 127H257V130L260 129ZM170 129V128H169ZM175 129V128H174ZM208 129V128H207ZM215 129V128H214ZM224 129V128H223ZM226 129V128H225ZM228 129V128H227ZM232 129H236V128H232ZM260 129V130H261ZM164 130V129H163ZM178 130V129H177ZM218 131L220 130L217 129ZM222 130V129H221ZM239 130V129H238ZM263 130V129H262ZM52 131V130H50ZM199 131V130H198ZM232 131V130H231ZM244 131V130H243ZM17 132V131H16ZM149 132V131H148ZM164 132V131H163ZM167 132V131H166ZM170 132V130L168 131ZM176 132V131H175ZM181 132V131H180ZM183 132H186L183 131ZM182 132V133H183ZM195 132V130H194ZM202 130L198 133H201ZM214 132V131H213ZM221 132V131H220ZM262 132V131H261ZM188 133V132H187ZM191 133V132H190ZM197 133V132H196ZM208 133V132H207ZM239 133V132H238ZM242 133V132H241ZM246 133V132H244ZM249 133V132H248ZM264 133V132H263ZM18 134V133H17ZM35 134V133H34ZM137 134V133H136ZM186 134V133H185ZM223 134V133H222ZM257 134V133H256ZM19 135L20 137L22 136L21 132L19 131ZM154 135V134H153ZM164 135V134H163ZM187 135V134H186ZM231 135V134H229ZM255 135V134H254ZM155 136V135H154ZM172 136V135H171ZM218 136V135H217ZM252 136V135H250ZM259 136V135H258ZM139 137V136H138ZM189 137V136H188ZM212 137V136H211ZM232 137V136H229V138ZM244 137V136H243ZM109 138V139H108ZM131 138V137H130ZM134 138V139H135ZM149 138V137H148ZM153 138V136L151 137ZM201 138V137H200ZM218 138V137H217ZM225 138H226V134H225ZM133 139V138H132ZM133 139V140H134ZM157 139V138H156ZM159 139V138H158ZM209 139V138H208ZM219 139V138H218ZM216 139V140H218ZM232 139V138H231ZM124 140V138H123ZM147 140V139H146ZM176 140V139H175ZM180 140V139H178ZM207 140V139H206ZM241 140V139H240ZM151 141V140H150ZM154 141V140H153ZM172 141V140H171ZM189 141H191L189 139ZM201 141V140H200ZM208 141V140H207ZM226 141V140H225ZM158 142V141H157ZM163 142V141H160V143ZM183 142H186V141H183ZM188 142V140H187ZM233 142V141H231ZM247 142V141H246ZM113 143V144H114ZM152 143V142H151ZM170 143V142H169ZM174 143V142H173ZM192 143V141H191ZM215 143V142H214ZM236 143V142H235ZM164 144V143H163ZM168 144V143H167ZM186 144V143H185ZM189 144V143H187ZM201 144V143H200ZM209 144V143H208ZM226 144V143H225ZM239 144V143H238ZM243 146H244V143H242ZM253 152H256L255 155L257 154H261V158L260 159H264V144H252L249 143ZM40 145V146H39ZM78 145V146H77ZM162 145V144H161ZM165 145V144H164ZM163 145V146H164ZM37 146H39V149L42 150L46 156L51 160L54 161L55 164H52L51 168H52V173L55 177L54 178V181L55 182H58L61 187H62V192H58L56 190H54L52 188V186L50 185L49 181V177L48 176H45V177H41L40 178V181H37L38 184L37 186H34V184L32 182H34L33 179V176H31V174L26 171V169H29L30 166H29V162L30 160L28 159L29 156L32 155V153L36 150ZM167 146V145H165ZM169 146V145H168ZM178 146V145H177ZM197 146V145H196ZM217 146V145H216ZM246 146H248V143L246 144ZM36 147V148H35ZM141 147V148H140ZM186 147V146H185ZM189 147V146H188ZM191 147V146H190ZM208 147V146H207ZM104 148V147H103ZM163 148V147H162ZM182 148V147H181ZM194 148L195 145H194ZM246 148V147H244ZM105 149V148H104ZM158 149V148H157ZM167 149V148H166ZM190 149V148H189ZM208 149V148H207ZM222 149V148H221ZM163 150V149H162ZM176 150V149H175ZM191 150V149H190ZM194 150V149H193ZM196 151L195 152H199V154L201 155V158H202V164L203 163H206L210 165V167H212V169L214 170V173L216 172L218 174V179H217V183L218 184H224V185H228V181L230 178L228 174H225L224 170L226 169V172L229 171L227 169V167L230 166V163L227 165V167L224 169L225 165H223V161H226L223 159L218 157L219 154H216V153H213V152H206V150H203V149H195ZM220 150V148H219ZM248 150L250 151V148L248 147ZM251 150V151H252ZM107 151V150H106ZM109 151V150H108ZM107 151V152H108ZM114 151V150H113ZM112 151V152H113ZM168 151V150H167ZM169 151H170V146H169ZM202 151V152H200ZM216 152V150H214ZM226 151V150H225ZM111 152V153H112ZM157 152V151H156ZM164 152V151H163ZM179 152H181L179 150ZM178 152V153H179ZM184 152V151H182ZM222 152V151H221ZM110 153V151H109ZM115 154L117 152H114ZM113 153V154H114ZM142 153V152H141ZM176 152V154H178ZM194 153V151H193ZM220 153V151L218 152ZM251 153V152H250ZM249 153V154H250ZM124 154V153H122ZM169 154V153H167ZM181 154V153H180ZM179 154V155H180ZM221 154V153H220ZM228 154V153H227ZM248 154V155H249ZM254 154V153H253ZM111 157L112 154H110ZM135 155V156H136ZM178 155V156H179ZM188 155V153H187ZM186 155V156H187ZM198 155V158L199 156ZM218 155V156H217ZM263 155V156H262ZM117 156V155H116ZM120 155H118L117 157L119 158ZM139 156V155H138ZM174 156V155H173ZM180 156H184V153L183 155L181 154ZM115 157V155H114ZM226 157V156H225ZM116 158V157H115ZM114 158V159H115ZM117 158V159H118ZM163 158V157H162ZM179 158V157H177ZM228 158V157H227ZM116 159V160H117ZM121 159V157H120ZM126 159V158H125ZM167 159V158H166ZM171 159V158H169ZM175 159V158H174ZM105 160V159H104ZM130 160V159H129ZM163 160V159H162ZM173 160V159H172ZM176 160V159H175ZM181 160V159H180ZM184 160L185 157H184ZM223 160V161H221ZM119 161V160H118ZM167 161V160H166ZM177 161V160H176ZM183 161V160H181ZM189 161V160H188ZM229 161V160H228ZM239 161V160H238ZM42 162V161H41ZM168 162V161H167ZM227 162V161H226ZM231 162V161H229ZM235 162V161H234ZM260 162V161H259ZM103 163V162H102ZM178 163V162H177ZM183 163V162H182ZM228 163V162H227ZM236 163V162H235ZM263 163V162H262ZM97 164V163H96ZM127 164V163H126ZM141 164V163H140ZM190 164V163H189ZM195 164V163H193ZM226 164V163H224ZM205 165V167H206ZM208 165V166H209ZM222 165L224 166L222 170ZM232 165V164H231ZM263 164L261 163H258L255 162V161H246V164L245 166L243 167V169L245 168L246 169V173L250 174L251 177H255L257 176L256 179L255 178V181L254 182V179H253V183L256 190L259 189V192L260 194L263 195L264 197V167L262 166ZM17 166H24V172L23 174H16V173H12L11 171L13 170V168H16ZM101 166V165H100ZM142 167V165H140ZM235 165L231 166V170H235ZM232 167H234L232 169ZM26 168V169H25ZM79 168V167H78ZM98 168V167H97ZM209 168V167H208ZM240 168V167H239ZM181 169V168H180ZM202 169V168H201ZM242 169V168H241ZM22 170V169H21ZM95 170V169H94ZM105 170V169H104ZM238 170V169H237ZM236 170V171H237ZM181 171V170H180ZM190 171V170H189ZM38 172V171H37ZM232 172H235V171H232ZM231 172V173H232ZM245 172V171H244ZM12 173V174H11ZM103 173V172H102ZM162 173V172H161ZM186 173V172H185ZM208 173V172H207ZM228 173V172H227ZM230 173V175H231ZM237 173V172H236ZM245 173V174H246ZM101 174V173H100ZM132 173L129 174V176L131 175ZM116 175V174H115ZM122 175V174H121ZM134 175V174H133ZM228 175V176H226ZM243 175V174H242ZM248 175V176H250ZM174 176H175V179H174ZM241 176V175H240ZM245 176V175H244ZM94 177V176H93ZM160 177V176H159ZM86 178V177H85ZM90 178V177H89ZM120 178V177H119ZM126 178V177H125ZM163 178V179H165ZM179 178V177H178ZM244 178V177H243ZM51 179V177H50ZM93 179V178H92ZM172 179V180H171ZM242 179V178H241ZM246 179V178H244ZM31 180V182H30ZM37 180V179H36ZM53 180V179H52ZM89 180V179H88ZM117 180V178L115 179V181ZM197 180V179H196ZM250 180V179H249ZM82 181V180H81ZM91 181V180H90ZM114 181V183H115ZM165 181V180H164ZM165 181V182H166ZM178 182L177 184H175L174 182ZM201 181V180H200ZM233 181H237L239 182L238 180H234ZM35 181V183H37ZM110 182V181H109ZM230 182V181H229ZM232 182V181H231ZM230 182V183H231ZM30 183V185H29ZM89 183V182H88ZM202 183V182H201ZM235 183V182H234ZM250 183V182H248ZM53 184V183H52ZM113 184V183H112ZM166 184V183H165ZM233 184V183H232ZM236 185L238 183H235ZM233 184L232 185V188L233 186L235 185ZM168 184L166 186H169ZM178 185V186H180ZM217 185V184H216ZM231 186V184H229ZM245 185V184H244ZM252 185V184H251ZM98 186L100 188H98ZM103 187V188H104ZM145 188L144 190H140L141 188ZM235 187V186H234ZM88 188V187H87ZM98 188V189H96ZM168 188V187H167ZM211 188V187H210ZM231 188V189H232ZM252 188H253V185H252ZM235 189V188H233ZM232 189V190H233ZM254 189V188H253ZM213 190V189H212ZM236 190L238 192V194L241 196V199L243 201V203L249 208L250 212H251V215L255 218L254 221L256 222L255 219H262V221H264V209H263V205H261L260 203V198L259 196H257V198L259 199H256L254 197V195H252V193L249 192V190L243 186V185H238L236 187ZM142 191V192H141ZM235 191V190H234ZM67 192V193H66ZM162 192V191H161ZM216 192V191H214ZM221 192V191H220ZM179 193V194H178ZM235 193V192H234ZM256 193V192H255ZM71 195V194H70ZM224 195V194H223ZM233 195V194H232ZM234 195H237V194H234ZM258 195V194H256ZM229 196V195H227ZM238 198V197H237ZM240 198V197H239ZM238 198V199H239ZM236 199V198H235ZM73 200V199H72ZM263 200V199H262ZM238 201V200H237ZM241 201V200H240ZM241 201V202H242ZM264 201V200H263ZM101 203V204H102ZM242 203V204H243ZM100 204V203H99ZM238 204V203H237ZM215 205V204H214ZM224 205V204H223ZM236 205V204H235ZM219 206V205H218ZM241 206V205H240ZM90 207V206H89ZM217 207V206H216ZM239 206H237L238 208ZM208 208V209H207ZM219 208V207H218ZM84 209V210H86ZM129 209V208H128ZM207 210V211H206ZM217 211V210H216ZM230 211V210H229ZM213 212V211H212ZM238 212V211H237ZM249 212V213H250ZM9 213V214H8ZM62 213V214H61ZM240 215V213H239ZM250 215V214H249ZM79 216V215H78ZM82 216V214H81ZM221 216V215H220ZM251 216V217H252ZM213 217V216H212ZM219 217V216H218ZM40 218H42V221L41 222L42 224H40ZM60 218V219H59ZM70 218V216H69ZM105 218V217H104ZM220 218V217H219ZM217 218V219H219ZM40 219V220H39ZM74 219V218H73ZM72 219V220H73ZM82 219V218H81ZM102 219V217H101ZM217 219L215 220V223L217 222ZM223 219V218H222ZM57 220V221H56ZM219 221V220H218ZM75 222V221H74ZM86 222H89L88 220H86ZM237 222V221H236ZM259 222V221H258ZM214 223V224H215ZM44 224V225H43ZM100 224V223H99ZM213 224V223H212ZM235 224V223H234ZM233 224V225H234ZM238 224V223H237ZM251 224V223H250ZM260 224V223H259ZM73 225V224H72ZM71 225V226H72ZM86 225V224H85ZM90 225V223H89ZM118 225V224H117ZM124 225V226H123ZM57 226V227H56ZM97 226V225H96ZM115 226V225H114ZM216 226V224H215ZM221 226L223 225H220V228ZM237 226V225H235ZM244 227V226H243ZM88 228V227H87ZM92 229V227H90ZM215 228V227H214ZM251 228V227H250ZM255 228V226H254ZM218 229V228H217ZM243 229V228H242ZM258 229V228H257ZM255 229V230H257ZM105 230V231H107ZM116 230V231H115ZM212 230H215V229H212ZM251 230V229H250ZM260 230V229H259ZM57 231L59 232V236H57ZM91 231V230H90ZM101 231V230H100ZM120 231V233H122ZM219 231V229H218ZM221 231V230H220ZM219 231V232H220ZM254 231V230H253ZM96 232V231H95ZM217 232V231H216ZM260 232V231H259ZM262 232V231H261ZM87 233V231H86ZM104 233V231H103ZM109 233V232H107ZM247 233V232H246ZM263 233V232H262ZM93 234V233H92ZM264 234V233H263ZM103 235V234H102ZM104 235H107L106 233H104ZM124 235V236H123ZM261 235V234H260ZM69 236V234H68ZM110 236V235H109ZM108 236V237H109ZM112 236V235H111ZM259 236V235H258ZM119 237V238H118ZM263 237V236H262ZM65 238V237H64ZM257 238V237H256ZM177 242H175L176 240ZM206 239V240H205ZM235 239V238H233ZM232 239V240H233ZM67 243L65 246L63 243L64 241ZM158 240V241H157ZM184 240H187L185 242V244H183V241ZM237 240V239H236ZM263 240V239H262ZM103 242V244L101 242ZM106 241V240H105ZM206 241V242H205ZM231 239L228 241L230 243ZM239 241V240H238ZM244 241V240H243ZM241 241V242H243ZM250 241V240H249ZM248 241V242H249ZM226 242V241H225ZM226 242V243H228ZM232 242H235V241H232ZM237 242V241H236ZM235 242V243H236ZM247 242V241H246ZM252 241L249 242V244L251 243ZM105 243V244H104ZM158 243V245H157ZM177 243V244H176ZM181 243V244H180ZM224 242L222 241V239H219V242H217L216 244V252L218 253H222V252H225V253H222L224 257L225 254H226V250L228 248V244H223ZM240 243V242H239ZM237 242V244H239ZM258 244H261L259 242H256ZM101 244V245H100ZM177 246H176V245ZM180 244V245H179ZM234 243H231L230 246L233 248V247H237V246H234L233 245ZM243 244V243H242ZM241 244V245H242ZM254 242L252 243V248H256V246L258 245H254ZM264 244V243H262ZM179 245V246H178ZM227 247H226V246ZM233 245V246H232ZM239 245V246H241ZM244 245V244H243ZM242 245V246H243ZM158 246V247H157ZM175 246V247H174ZM224 247V249H222ZM229 246V247H230ZM246 246L245 248L248 249L249 248V245H244ZM260 246V245H259ZM259 246L256 248L258 249ZM183 247V249H182ZM262 247V246H261ZM260 247V248H261ZM185 248V249H184ZM231 248V249H232ZM241 248V247H240ZM239 248V249H240ZM243 247V257L246 256L244 254V249ZM250 248H251V245H250ZM259 248V249H260ZM226 249V250H225ZM230 248L228 249V256L231 254L233 255V250H231ZM238 249V251H239ZM246 249H245V252H246ZM256 249H254L256 251ZM259 253L263 254L264 256V245H263V250H259ZM242 250V248H241ZM249 250V249H248ZM253 250V251H254ZM185 251V252H183ZM254 251V252H255ZM261 251V252H260ZM160 252H164L161 256L158 255L157 253H160ZM240 252V251H239ZM237 252V253H239ZM241 252V253H242ZM253 252V253H254ZM169 253V254H168ZM182 253H186L185 256H183ZM221 253L218 255L220 256ZM231 253V254H229ZM240 253V255H241ZM248 255L250 253L247 252ZM258 253V252H257ZM41 254H43L42 256H40ZM53 255V254H56L57 256H60L58 258V261L57 262H52L49 258L52 257H48L49 255ZM253 257L254 254H256V252L252 255V250H251V253H250ZM261 254V256H262ZM5 255V254H4ZM209 255V253H208ZM237 254L235 253V256ZM62 256V258H61ZM82 256V255H81ZM173 258L172 259H176V258ZM222 256V255H221ZM220 256V258H221ZM233 256V258H236V259H233V261L235 262H238V259L237 257ZM239 256V255H238ZM242 256V255H241ZM249 256V257H250ZM261 263H263L262 261L264 260L263 258L264 257H261ZM136 257V258H135ZM170 257V256H169ZM172 257V256H171ZM224 257H222L224 259ZM248 256L246 258H249ZM256 257H259V255H257ZM22 258V259H21ZM61 258V259H60ZM213 258V257H212ZM221 258V259H222ZM259 258V259H260ZM5 259V258H4ZM64 259V262H62ZM136 259V260H135ZM170 259V258H169ZM171 259V260H172ZM227 259V257H226ZM225 259V262L227 261ZM232 259H229L228 257V264H229V261H231ZM244 260V258H242ZM251 259H254V258H251ZM6 260V259H5ZM36 260V259H35ZM157 259H155L156 261ZM182 260V261H181ZM247 260V259H245ZM3 260L0 258V264ZM134 261V262H133ZM142 261V262H143ZM223 261V260H222ZM253 261V260H252ZM251 261V262H252ZM255 261V259H254ZM253 261V262H254ZM7 262V261H6ZM12 262V263H13ZM78 262V261H77ZM80 262V261H79ZM215 262V261H214ZM221 262V260H220ZM232 262V261H231ZM249 262H250V258H249ZM248 264H251V262ZM260 262V260H259ZM33 263V262H32ZM32 263H28V264H32ZM145 263V262H144ZM153 262H150V264H152ZM170 263V262H169ZM200 263H204V259L202 258L201 261L199 260L198 261V264ZM234 263V262H232ZM241 263V262H239ZM237 263V264H239ZM243 263L245 264V262L243 261ZM255 263V262H254ZM252 263V264H254ZM11 264V263H10ZM34 264V263H33ZM78 264V263H77ZM81 264H83L81 262ZM87 264V263H86ZM137 264V263H136ZM143 264V263H141ZM148 264V263H147ZM153 264H157V263H153ZM177 264V263H176ZM194 264V263H193ZM222 264V262H221ZM224 264V262H223ZM227 264V263H225ZM236 264V263H235ZM242 264V263H241ZM247 264V263H246ZM256 264V263H255ZM258 264V263H257ZM260 264V263H259Z\"/></svg>",
	"mask_w": 264,
	"mask_h": 264
}]
</instances>
